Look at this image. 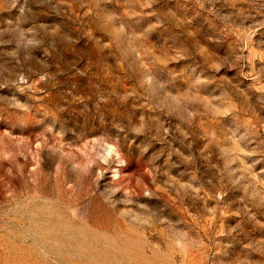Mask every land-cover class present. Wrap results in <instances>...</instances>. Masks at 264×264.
Here are the masks:
<instances>
[{
    "label": "rangeland",
    "instance_id": "374dc122",
    "mask_svg": "<svg viewBox=\"0 0 264 264\" xmlns=\"http://www.w3.org/2000/svg\"><path fill=\"white\" fill-rule=\"evenodd\" d=\"M0 264H264V0H0Z\"/></svg>",
    "mask_w": 264,
    "mask_h": 264
}]
</instances>
